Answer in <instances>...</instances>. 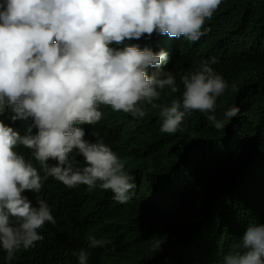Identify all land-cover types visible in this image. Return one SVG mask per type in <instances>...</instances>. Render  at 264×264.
I'll return each instance as SVG.
<instances>
[{
    "label": "clouds",
    "instance_id": "clouds-1",
    "mask_svg": "<svg viewBox=\"0 0 264 264\" xmlns=\"http://www.w3.org/2000/svg\"><path fill=\"white\" fill-rule=\"evenodd\" d=\"M221 2L0 0V117L10 113L12 123L31 121L22 136L0 119V250L7 261L41 241L39 230L46 223H55L44 200L37 198L33 206L23 195L39 193L48 177L70 189L99 187L113 204L135 197L138 185L122 158L103 140L87 139L103 118L101 105L119 112L99 130L106 138L114 122L144 118L147 106L159 110L165 134L180 130L192 112L208 114L217 130L238 115L235 106L224 112L223 121L214 114L228 88L212 67L215 58H201L195 71L180 76L182 92L172 71L162 68L174 41L197 42ZM154 33L152 49H141L139 39ZM165 89L172 99L157 103ZM19 146L31 150L43 176L17 152ZM50 160L56 163L50 166ZM105 239L99 232L82 236L78 264H88V250L101 256ZM238 248L223 255L221 264H264V225L250 226ZM162 257L144 264H163ZM168 258L171 264H203L204 254L178 250Z\"/></svg>",
    "mask_w": 264,
    "mask_h": 264
},
{
    "label": "trees",
    "instance_id": "trees-1",
    "mask_svg": "<svg viewBox=\"0 0 264 264\" xmlns=\"http://www.w3.org/2000/svg\"><path fill=\"white\" fill-rule=\"evenodd\" d=\"M201 31L197 42L174 41L162 68L172 71L182 92L180 76L195 71L201 58H215L212 67L228 88L214 114L223 121L235 106L238 115L217 130L208 114L192 112L180 130L165 134L159 110L147 106L144 118L114 122L106 138L99 130L119 112L101 105L103 118L87 139L103 140L122 158L138 185L135 197L113 204L99 187L70 189L48 177L39 193L23 195L33 206L44 200L55 223H46L39 230L43 239L10 262L0 250V264H78L77 242L91 232L106 237L108 246L99 257L88 250V264H144L159 254L171 264L169 253L178 250L204 254L203 264H221L223 255L239 250L250 226L264 225V0H222ZM154 35L139 39L140 48H151ZM168 92L157 103L170 102ZM9 116L0 119L23 136L31 121L12 123ZM17 152L44 175L31 150L19 146Z\"/></svg>",
    "mask_w": 264,
    "mask_h": 264
}]
</instances>
